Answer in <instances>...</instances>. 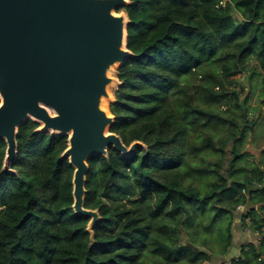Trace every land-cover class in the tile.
<instances>
[{"label": "trees", "instance_id": "trees-1", "mask_svg": "<svg viewBox=\"0 0 264 264\" xmlns=\"http://www.w3.org/2000/svg\"><path fill=\"white\" fill-rule=\"evenodd\" d=\"M121 9L134 55L117 68L110 130L145 145L89 158L85 206L101 215L92 240L90 219L73 209L75 168L61 156L69 136L29 119L14 171L3 170L0 139V264H199L216 255L220 264H264V149L260 162L243 152L257 119L240 103L260 74L264 108V0H130ZM250 58L259 73L238 87L233 76L250 70ZM231 140L224 176L222 158L208 156ZM239 218L251 219L260 244H236ZM233 246L239 253L228 258Z\"/></svg>", "mask_w": 264, "mask_h": 264}, {"label": "water", "instance_id": "water-1", "mask_svg": "<svg viewBox=\"0 0 264 264\" xmlns=\"http://www.w3.org/2000/svg\"><path fill=\"white\" fill-rule=\"evenodd\" d=\"M130 0H0V139L7 148L3 170L14 171L18 131L29 119L38 130L67 134L62 158L74 166L73 209L90 220L94 239L99 209L85 206L89 158L113 146L132 155L110 130L116 116L107 107L111 87L120 84L114 72L134 53L128 48L129 17L117 12ZM246 96L240 103L243 108ZM239 248L233 246L228 258Z\"/></svg>", "mask_w": 264, "mask_h": 264}, {"label": "rangeland", "instance_id": "rangeland-1", "mask_svg": "<svg viewBox=\"0 0 264 264\" xmlns=\"http://www.w3.org/2000/svg\"><path fill=\"white\" fill-rule=\"evenodd\" d=\"M121 11H125V10L121 9V10H118L117 12H121ZM248 68L250 70L246 74L240 73V74L233 76L239 81L238 87L247 85L250 79L252 69H257V72L259 73V70H260L259 61L256 60L255 58H250V60L248 61ZM114 74L117 75V70L114 72ZM116 88H117V85L112 86L111 91L113 92ZM261 89H262L261 75L257 74V76H255L254 79L252 80L250 87H248L246 92H243V95L241 96V99L244 96H246L245 105L249 107L248 118L257 119L256 125L254 126V131L253 130H251L250 132L248 131L247 136L244 138V144L243 146H241L243 152L250 153V159H253L255 162H260L262 160V149H264V108L263 110L260 109ZM109 103L110 101L107 102L108 108H109ZM239 120L240 121L242 120L241 117H239ZM216 141H218V145H221L220 137L217 138ZM232 141L233 140L229 141L228 146L225 147V151H215L214 150V152L208 156V161H212V163L215 162L218 158H222V160L224 161L223 162L224 166H222L220 173L223 174L224 176H227L228 174L227 167L230 161L229 159L231 157V147L233 144ZM205 163L208 164L207 162ZM212 167H215V164L212 165ZM211 176L214 177V179L218 178V176H216L215 173H212ZM229 180L232 181V178L229 177ZM219 181L222 182V180H219ZM227 200H230V198L227 197ZM223 227H224L223 220H219L218 222L214 224L213 236L215 238L221 236L222 230L220 229ZM234 234H235V242L237 245L243 242H246L248 240H253L255 238V234L249 231L248 229L246 230L245 225L240 224V223L235 224ZM183 240H187V237L186 236L183 237ZM222 259H223L222 256L216 255L213 261L203 260L199 264H217V263L220 264V261Z\"/></svg>", "mask_w": 264, "mask_h": 264}, {"label": "built area", "instance_id": "built-area-1", "mask_svg": "<svg viewBox=\"0 0 264 264\" xmlns=\"http://www.w3.org/2000/svg\"><path fill=\"white\" fill-rule=\"evenodd\" d=\"M254 185L255 186H261L259 183H255ZM244 192H246V190H244ZM237 210H238L239 213L243 214V213L246 212L247 207L244 204H239L237 206ZM239 220L241 221V218H239ZM246 222L244 223L245 229L246 230L248 229L249 231L253 232L255 234V238L253 240H248V241L243 242V243H247V242L253 241V242H256V243H259L260 244V241L263 238V234L260 233L259 231H253V229H251V227L248 225L251 222V219L250 218H247L246 219ZM224 264H230V263L229 262H225Z\"/></svg>", "mask_w": 264, "mask_h": 264}, {"label": "crops", "instance_id": "crops-1", "mask_svg": "<svg viewBox=\"0 0 264 264\" xmlns=\"http://www.w3.org/2000/svg\"><path fill=\"white\" fill-rule=\"evenodd\" d=\"M240 223V220L238 219V224Z\"/></svg>", "mask_w": 264, "mask_h": 264}]
</instances>
